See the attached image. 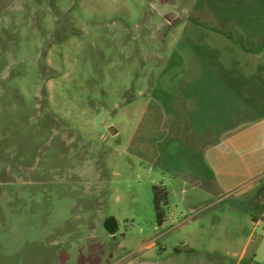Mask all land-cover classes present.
Segmentation results:
<instances>
[{
  "label": "rangeland",
  "instance_id": "obj_1",
  "mask_svg": "<svg viewBox=\"0 0 264 264\" xmlns=\"http://www.w3.org/2000/svg\"><path fill=\"white\" fill-rule=\"evenodd\" d=\"M259 5L0 0V264H264Z\"/></svg>",
  "mask_w": 264,
  "mask_h": 264
},
{
  "label": "trees",
  "instance_id": "obj_2",
  "mask_svg": "<svg viewBox=\"0 0 264 264\" xmlns=\"http://www.w3.org/2000/svg\"><path fill=\"white\" fill-rule=\"evenodd\" d=\"M251 13H252L251 15L254 19L251 22L256 24L258 27L262 26V28L264 29V5H259L257 7H253L251 9ZM250 38H253L256 41V42L250 41V43H255V44L260 43V44H262V47H260V48L264 49V33L253 32L250 34ZM240 45L242 48H245V46H244L245 42H240ZM261 49L257 48L254 51H260ZM152 192H153V209H154V213H155V221H156V224L158 226H160V225H162V223L165 220V213H164V210L162 208V204H163V201H165L166 192L163 188L156 187V186L152 188ZM110 231H112V230H110Z\"/></svg>",
  "mask_w": 264,
  "mask_h": 264
},
{
  "label": "water",
  "instance_id": "obj_3",
  "mask_svg": "<svg viewBox=\"0 0 264 264\" xmlns=\"http://www.w3.org/2000/svg\"><path fill=\"white\" fill-rule=\"evenodd\" d=\"M112 222H113V221L110 220V221L108 222V224H107V226H108L109 229H112V228H113Z\"/></svg>",
  "mask_w": 264,
  "mask_h": 264
},
{
  "label": "crops",
  "instance_id": "obj_4",
  "mask_svg": "<svg viewBox=\"0 0 264 264\" xmlns=\"http://www.w3.org/2000/svg\"><path fill=\"white\" fill-rule=\"evenodd\" d=\"M256 223H257V221H256Z\"/></svg>",
  "mask_w": 264,
  "mask_h": 264
}]
</instances>
